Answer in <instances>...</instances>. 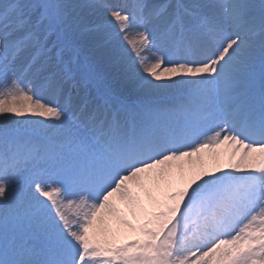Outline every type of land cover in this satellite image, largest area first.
<instances>
[{
	"label": "snow or ice",
	"instance_id": "snow-or-ice-1",
	"mask_svg": "<svg viewBox=\"0 0 264 264\" xmlns=\"http://www.w3.org/2000/svg\"><path fill=\"white\" fill-rule=\"evenodd\" d=\"M0 264H264V0H0Z\"/></svg>",
	"mask_w": 264,
	"mask_h": 264
},
{
	"label": "bare ground",
	"instance_id": "bare-ground-1",
	"mask_svg": "<svg viewBox=\"0 0 264 264\" xmlns=\"http://www.w3.org/2000/svg\"><path fill=\"white\" fill-rule=\"evenodd\" d=\"M224 149L222 148L221 150H219V151H223ZM195 159V158H194ZM206 160H207V167L209 168V169H212V168H215L216 167V164H217V161H215V160H213V159H210V158H206ZM228 162H229V157L227 156V155H224L222 158H221V160H220V164H221V166L224 168V170H228V168H227V165H228ZM121 231V233H125L126 232V230H123V229H121L120 230ZM124 239H125V236L124 235H120V236H118L117 238H116V240L114 241L115 243H122L123 241H124Z\"/></svg>",
	"mask_w": 264,
	"mask_h": 264
},
{
	"label": "rangeland",
	"instance_id": "rangeland-1",
	"mask_svg": "<svg viewBox=\"0 0 264 264\" xmlns=\"http://www.w3.org/2000/svg\"><path fill=\"white\" fill-rule=\"evenodd\" d=\"M33 119H43L41 117H32ZM69 215H71V212H69Z\"/></svg>",
	"mask_w": 264,
	"mask_h": 264
}]
</instances>
